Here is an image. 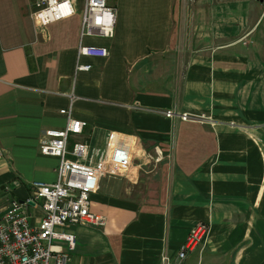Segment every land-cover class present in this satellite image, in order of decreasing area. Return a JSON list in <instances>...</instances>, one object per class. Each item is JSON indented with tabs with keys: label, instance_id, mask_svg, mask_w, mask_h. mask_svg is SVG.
<instances>
[{
	"label": "crops",
	"instance_id": "0c3cea01",
	"mask_svg": "<svg viewBox=\"0 0 264 264\" xmlns=\"http://www.w3.org/2000/svg\"><path fill=\"white\" fill-rule=\"evenodd\" d=\"M34 1L0 0L5 195L17 182L57 179L59 157L42 153L39 138L66 124L60 109L73 94L72 115L87 124L72 143L104 147L115 130L134 135L137 148L132 163L103 174L91 194L107 223L61 227L76 234L75 264H161L165 249L174 264L201 220L211 234L183 264H264V33L255 34L263 0H108L117 9L114 35L85 42L110 53L80 57L89 69H77L82 9L37 29ZM128 138L115 132L112 148ZM29 209L38 222L43 207Z\"/></svg>",
	"mask_w": 264,
	"mask_h": 264
},
{
	"label": "built area",
	"instance_id": "2783aa9c",
	"mask_svg": "<svg viewBox=\"0 0 264 264\" xmlns=\"http://www.w3.org/2000/svg\"><path fill=\"white\" fill-rule=\"evenodd\" d=\"M82 9V24L78 45L77 69H89L90 62H81L83 55L106 56L109 47L85 42L88 35L113 36L115 33L116 7L108 0H35L31 16L37 29L46 27L57 19ZM75 95L71 105L60 110L67 115L62 127H48L39 138V148L44 154L59 157L57 179H34L29 183V198L21 200L15 194L7 196L0 188V264H75L73 250L76 234L62 229L67 224L104 226L107 215L91 208V194L98 187L105 173L126 169L137 153L134 135L109 131L104 147H92L86 140L70 141L71 134H81L87 120L72 115ZM165 115L183 120L213 121L206 112L166 109ZM131 135L125 143L112 148L114 133ZM72 144V145H71ZM17 182V186L20 185ZM29 199L33 205L43 207L38 222L31 218ZM211 234L208 221H198L189 230L181 244L174 264H183L187 254L203 247ZM168 249L161 254V264H173ZM106 264V263H102Z\"/></svg>",
	"mask_w": 264,
	"mask_h": 264
},
{
	"label": "rangeland",
	"instance_id": "374dc122",
	"mask_svg": "<svg viewBox=\"0 0 264 264\" xmlns=\"http://www.w3.org/2000/svg\"><path fill=\"white\" fill-rule=\"evenodd\" d=\"M253 1V0H252ZM263 5H264V0H263ZM248 7L250 10L252 11H258L259 10L261 11L263 9V6L259 3V2H255L253 4H251L249 1H248ZM259 25V26H258ZM258 29L257 31L255 32L256 36H260L262 33H264V14L263 16L261 17V19L259 20L258 24ZM111 179H114L113 176L111 177ZM123 182V180H121ZM126 184V183H125Z\"/></svg>",
	"mask_w": 264,
	"mask_h": 264
},
{
	"label": "water",
	"instance_id": "95a60500",
	"mask_svg": "<svg viewBox=\"0 0 264 264\" xmlns=\"http://www.w3.org/2000/svg\"><path fill=\"white\" fill-rule=\"evenodd\" d=\"M14 193L21 199L25 200L29 198V190L25 184H21L15 187ZM29 203H34L32 199H29Z\"/></svg>",
	"mask_w": 264,
	"mask_h": 264
},
{
	"label": "bare ground",
	"instance_id": "6f19581e",
	"mask_svg": "<svg viewBox=\"0 0 264 264\" xmlns=\"http://www.w3.org/2000/svg\"><path fill=\"white\" fill-rule=\"evenodd\" d=\"M29 190V189H28ZM16 195V194H15ZM17 196V195H16ZM33 204V203H32Z\"/></svg>",
	"mask_w": 264,
	"mask_h": 264
}]
</instances>
